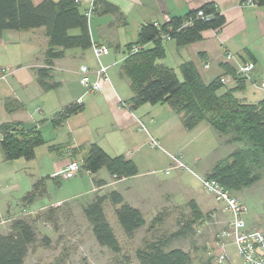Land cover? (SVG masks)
<instances>
[{
	"label": "crops",
	"instance_id": "obj_1",
	"mask_svg": "<svg viewBox=\"0 0 264 264\" xmlns=\"http://www.w3.org/2000/svg\"><path fill=\"white\" fill-rule=\"evenodd\" d=\"M41 1L32 0L35 4ZM96 1L114 5L123 15L118 20L112 14L96 11L88 19L91 41L108 47L109 52L103 56L102 63L110 66L117 62L109 67H117L114 77L109 76V81L102 84L100 91L86 92L80 83L78 67L85 64L96 69L97 60L91 49L74 48L66 50L64 57L54 61L50 74L58 86L43 91L36 79V69L43 66L47 41L45 29L5 30L0 40V69L6 71L5 78L0 79V124L18 122L40 132L44 144L36 148L35 159L39 153L44 155L46 165L41 174H62L71 161L82 162L83 147L96 143L111 156L124 155L135 162L138 173L130 178L113 180L105 175L109 173L103 169L96 174H103L101 179L106 185L110 184L111 190L120 192L126 202L143 214L146 210L154 212L158 209L165 197H170L176 205L186 204L188 201H176L178 197L175 196L178 189L186 187L182 175H175L173 179L151 176L158 170L157 150L164 153L168 164L171 163L169 154H180L196 175L207 177L214 163L226 157L234 146L218 140L205 122L191 130L185 129L180 117L166 103H145L133 111L126 108L123 102L130 98L131 91L119 74L126 56V45L137 40L142 25L163 23L165 17H183L202 5L213 4L225 19L223 26L217 30H204L198 40L187 44H179L175 38L163 41L165 57L160 63L172 68L180 77V66L184 62H192L205 83L223 77L226 82L222 90L233 89L236 81L225 74L224 65L236 70L240 63L253 61L257 72L264 76V4L241 6L240 0ZM85 8L86 4L81 5L82 11ZM147 47H152V43ZM227 52L234 54V59H227ZM235 95L251 103L264 99V91L249 84L236 91ZM10 98L20 105L12 112L5 107V101ZM78 99L81 109L55 127L52 122L55 114L68 104L77 103ZM150 138L156 140L160 147H152ZM46 145L63 147V150H51L45 156ZM28 162L31 163L23 158L7 161L0 147V233L6 232L10 220L18 216L22 208L31 212L63 203L62 199H57L50 203L34 201L23 205L21 198L34 182L27 169ZM81 169L77 174L90 175ZM176 174L183 172L177 171ZM187 198L194 200L205 215L202 225L214 223L219 229L226 225L227 212L214 202L209 193L194 190ZM15 205L18 208L15 209ZM33 205L36 208H32ZM248 224L251 226L249 219ZM230 247L234 246L227 247L234 261L235 248L234 256Z\"/></svg>",
	"mask_w": 264,
	"mask_h": 264
},
{
	"label": "trees",
	"instance_id": "obj_2",
	"mask_svg": "<svg viewBox=\"0 0 264 264\" xmlns=\"http://www.w3.org/2000/svg\"><path fill=\"white\" fill-rule=\"evenodd\" d=\"M257 2L264 4V0ZM95 5V12L112 14L118 20L123 17L118 8L110 3L95 0ZM198 11H202L204 17L197 16ZM188 20L190 24L183 26ZM224 22L215 5L205 4L183 17L158 23L159 27L154 23L142 25L137 40L126 45V54L133 45H141L142 48L124 57L119 74L131 91L130 98L123 102L126 108L133 111L145 103H166L180 117L185 129L191 130L205 122L218 140L234 146L226 157L214 163L206 177L218 181L232 193L251 187L264 176V99L251 103L237 97L235 92L245 89L246 83L227 65L223 66L225 74L235 79L236 86L222 90L221 77L205 83L192 62H184L180 66L181 78L172 68L160 63L165 57L163 34L175 38L179 44H187L198 40L204 30L221 28ZM40 27L45 29L47 41L43 66L36 69V79L40 88L48 91L58 86L50 74L54 61L64 57L69 49H91L92 41L88 19L75 0H42L37 4L32 0H0V40L5 30L26 31ZM71 30H77V33L71 35ZM149 43L152 47H147ZM5 107L12 112L20 105L10 98L5 101ZM80 109V104H68L55 114L52 119L54 126L59 127L68 116ZM42 144L44 139L35 127L27 128L18 122L0 124V147L7 161L20 158L31 161L35 158L36 148ZM84 148L86 153L81 168L91 175L106 169L113 180H120L138 173L135 162L124 155L111 156L96 143L87 144ZM50 179L60 183L59 178H36L21 198L23 205H30L44 197L46 183ZM93 183L98 189L106 185L101 178H93ZM105 201L116 206V217L127 239H132L140 228L145 227L146 220L142 211L126 202L116 190L96 194L82 208L97 244L117 254L121 245L104 215ZM186 206L189 218L179 224L178 230L169 236L144 240L143 248L136 250L140 264H195L188 251L180 247L169 248L172 241L192 236L195 226L203 221L205 215L194 200L188 201ZM60 207L61 204L49 206L33 217L22 212L13 217L6 232L0 233V264H25L30 248L38 241L47 246L49 238L45 236L38 240L36 224L41 219L57 220ZM158 220H161L160 214L151 219L146 231L152 230ZM205 264H211V261Z\"/></svg>",
	"mask_w": 264,
	"mask_h": 264
},
{
	"label": "rangeland",
	"instance_id": "obj_3",
	"mask_svg": "<svg viewBox=\"0 0 264 264\" xmlns=\"http://www.w3.org/2000/svg\"><path fill=\"white\" fill-rule=\"evenodd\" d=\"M76 33L77 30L70 31L71 35H75ZM116 68L112 67L108 70L111 78L114 77L113 72ZM57 149L63 150V147L54 148L46 145L44 147L45 156L51 150H56L57 152ZM81 153L82 156L86 153L84 147ZM155 155L158 159V163L156 164L158 170L156 174H151L152 177L173 179L175 175H182L181 178L186 187L177 190L175 196L178 198L176 201H189L187 197L194 190L206 193L200 181L195 179L196 177L194 178L188 169H169L173 164L172 162L167 163L164 153L157 150ZM34 159L30 161L31 163L28 162L29 167L27 168L28 172L32 173L30 175L34 180L49 176L51 178H59L60 181L59 184H56L52 179L48 180L46 183V195L36 201H39V203H50L57 199H62L63 203L61 204L57 220L47 221L41 219L36 224L38 240L46 236L50 242L45 247L39 241L32 246L25 259V264H56L57 262L58 264H140L135 252L138 248H143V242L154 240L161 236H169L172 232L178 230L181 222L189 218L187 203L176 205L177 203L172 201L170 197H165L163 205L158 206V209L154 212L150 210L145 211V227L140 228L132 239H127L117 220L115 213L116 206L112 205L109 201H105L103 204L104 215L121 245L119 253H112L109 249L97 244L91 231V226L82 212V208L96 194L102 195L111 191L110 184L103 186L99 190L93 183V178L100 179L103 174H90L91 176L88 174H77L70 178H64L63 174H41L42 168L46 165L44 155H40L39 153L37 158ZM189 168L190 170L192 169L190 166ZM166 170H168L167 174H165ZM177 171H182L183 174H176ZM105 175L110 176L109 174ZM199 175L203 176L204 174ZM232 194L245 201L248 208L247 217L250 220L251 226L264 233V176L251 187L243 189L240 192H232ZM209 196L212 198V195L209 194ZM16 208H18L17 205H15ZM32 208H36L35 205ZM23 209L27 210V208H22L21 212ZM46 209L47 207L43 210ZM28 211L30 210L28 209ZM40 211L33 210L30 216L33 217ZM157 214H160L161 220H158L152 230L147 232L146 230L150 226L151 219ZM218 229L217 224L209 223L208 225H202L200 222L195 226L192 236L172 241L169 248L180 247L188 251L195 264H205L209 260L212 264L214 263V257L219 252L215 241ZM230 250L234 254V248L230 247ZM234 262L235 264H242L237 256L234 257Z\"/></svg>",
	"mask_w": 264,
	"mask_h": 264
},
{
	"label": "built area",
	"instance_id": "obj_4",
	"mask_svg": "<svg viewBox=\"0 0 264 264\" xmlns=\"http://www.w3.org/2000/svg\"><path fill=\"white\" fill-rule=\"evenodd\" d=\"M79 5L86 4V8L83 10L84 15L89 19L95 12L96 5L95 0H75ZM241 6H256L257 0H240ZM197 16H203L202 11H198ZM170 21L169 17H165L164 22ZM190 21H185L183 26L189 25ZM156 27L160 25L154 23ZM171 37L168 34H163V40H169ZM142 48L141 45H133L126 55L136 53ZM91 51L95 59L97 60L98 67L96 69H90L87 65L81 64L78 67L80 74V83L86 92L95 93L101 90L102 84L109 81L108 69L110 66L116 64L112 63L110 66L102 63V58L108 54V47L105 44L92 42ZM234 54L231 52L226 53L227 59H234ZM237 76L242 78L246 84L252 87L264 91V76L257 72L256 64L253 61H246L239 64L235 70ZM6 71L0 69V79L5 78ZM233 78V77H232ZM235 81V79L233 78ZM221 83L224 85L225 78H220ZM80 103V99L77 100V104ZM138 124L144 128L143 124L137 119ZM150 145L154 148H159L160 145L156 140L150 138ZM172 162V168L176 169H188L194 174L200 181L203 189L210 195L216 203L223 206V211L227 212L228 219L226 225L218 229L215 235L216 246L219 252L214 257V264H235L232 260L227 247L233 245L235 248L236 256L239 258L242 264H264V233L248 224V208L244 200L234 196L229 190L221 186L218 181L209 179L206 177L196 175L188 165L184 162L180 154H169ZM80 162L71 161L63 170L62 174L64 178H70L76 175L80 170ZM168 170H166V173ZM1 188V183H0ZM23 214L31 213L28 210L23 209Z\"/></svg>",
	"mask_w": 264,
	"mask_h": 264
}]
</instances>
